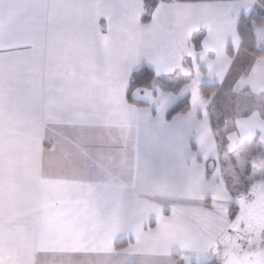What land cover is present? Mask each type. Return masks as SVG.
Wrapping results in <instances>:
<instances>
[{"label":"crops","instance_id":"1","mask_svg":"<svg viewBox=\"0 0 264 264\" xmlns=\"http://www.w3.org/2000/svg\"><path fill=\"white\" fill-rule=\"evenodd\" d=\"M257 4L164 0L143 24L142 0H0V264H124L133 237L146 263L214 258L229 207L240 200L233 202L217 161L264 154V104L249 99L247 111L240 103L231 111L212 102L241 48L237 19ZM153 18L166 20L177 42L149 53L136 36ZM142 66L155 78L127 100ZM202 84L217 86L206 101ZM189 94L201 108H221L222 155ZM183 99L188 111L167 118ZM76 109L102 112L115 125V143L90 141L69 119ZM118 149L127 153L123 174L114 166ZM161 154L184 173L186 191L156 186L152 160ZM201 155L213 163L207 173ZM101 185L113 189L106 201L93 195Z\"/></svg>","mask_w":264,"mask_h":264},{"label":"rangeland","instance_id":"2","mask_svg":"<svg viewBox=\"0 0 264 264\" xmlns=\"http://www.w3.org/2000/svg\"><path fill=\"white\" fill-rule=\"evenodd\" d=\"M252 10L264 18V5L261 2ZM254 26L258 48L264 51V23ZM196 37L198 39L200 35ZM234 54L236 66L231 68L212 102H219L225 109L231 105V111L240 103L238 110L247 111L248 100L251 99L255 106L260 107L264 104V57L252 56L240 47H234ZM252 91L260 92V96L252 97ZM219 133L221 129L217 128ZM258 154L263 152L237 164H230L228 159L217 161L233 202L240 199L235 218L229 221L226 232L216 246L213 259L217 264H264V161L258 158ZM238 233L242 234L241 238L237 236ZM143 264L150 263L143 261Z\"/></svg>","mask_w":264,"mask_h":264},{"label":"snow or ice","instance_id":"3","mask_svg":"<svg viewBox=\"0 0 264 264\" xmlns=\"http://www.w3.org/2000/svg\"><path fill=\"white\" fill-rule=\"evenodd\" d=\"M157 2L159 3V0H157ZM228 11L229 10H225L223 14L226 15ZM101 36L106 37V33L101 32ZM176 42L177 41L173 38L167 28V21L163 19L156 21L155 18H153V22L148 29L146 31L139 32L136 36V43L143 46V48L149 53L158 48L164 49L173 46ZM110 55L112 54L110 53ZM152 76L153 74L150 72L135 70V75L128 82L125 98L127 100H131L134 94L133 90L137 89L141 84H147L152 79ZM220 83L222 84V82ZM214 98L215 97H213V99ZM203 99L206 101L207 97H204ZM189 102L190 110L198 113V118L207 117L210 124L211 116L209 109L212 107L211 103H205L201 108L197 101L191 98V94H189ZM168 115H171V112H169ZM69 119L76 122V126L80 129L88 130V138L90 141L103 143L106 138L113 141V143L116 141L113 133L115 125L108 123L105 115L100 111H87L80 109L72 110L69 112ZM94 131L95 134H93ZM121 139H123V137H121ZM258 158L264 161V154H258ZM113 161L114 166L119 168L121 174H123L125 171L123 164L127 163V153L122 149H118L116 154L113 156ZM199 162H202L205 165V173H207L208 158L201 155ZM152 174L159 175L161 177L159 181L155 182L156 186H165L170 191L187 190L188 186L184 173L177 168L174 161L162 154L157 155L152 160ZM212 179H215V177L213 176ZM112 193L113 189H111L108 185H101L96 189L93 195L99 201H106ZM199 199L201 202L208 201L209 203H212L215 200V196L201 195ZM150 228L151 225H149V229ZM138 243L139 240L136 237H133V239L129 241L128 247L130 251L126 253L124 264H143V261L140 258V253L134 250L135 245Z\"/></svg>","mask_w":264,"mask_h":264},{"label":"trees","instance_id":"4","mask_svg":"<svg viewBox=\"0 0 264 264\" xmlns=\"http://www.w3.org/2000/svg\"><path fill=\"white\" fill-rule=\"evenodd\" d=\"M164 1V0H159ZM264 5V0H259ZM143 3V13L140 18V22L143 24H146L150 21V14L152 10L155 8L157 4V0H142ZM264 23V18H262L260 15H258L255 12H251L248 15H240L236 22V34L239 38V41L241 43V48L247 52L248 54L258 57L262 56L264 57V51L260 50L257 47L255 36L253 33V25H261ZM197 36V35H196ZM195 36V37H196ZM197 38V37H196ZM227 53L231 55L230 47H227ZM138 70L141 71H147L152 73L148 68L142 66ZM153 74V73H152ZM135 75V72L132 73L130 79ZM155 78L154 74L152 76V79L147 84H141L138 88H150L151 82ZM161 84H170L167 82L165 78H161L160 80ZM168 88H171V84L167 85ZM166 87V88H167ZM216 85H208V84H202L199 89L202 97H207V100L211 93L216 89ZM189 105L187 99H183L176 103L174 106H172L166 114L167 118H171L172 116L180 113H185L188 111ZM171 112V115H168V113ZM210 116H211V126L213 128L215 141L217 144V149L219 156L222 155V150L226 145V139L224 136V133L221 130V133L217 134V128L222 129L224 125V118L222 115L221 108L219 106H215L209 109ZM237 213V207L235 204H231L228 210V219L229 221H232L235 218V215ZM118 247V244H117ZM201 264H217L215 259L207 260Z\"/></svg>","mask_w":264,"mask_h":264},{"label":"water","instance_id":"5","mask_svg":"<svg viewBox=\"0 0 264 264\" xmlns=\"http://www.w3.org/2000/svg\"><path fill=\"white\" fill-rule=\"evenodd\" d=\"M212 166H213V163H212V162H209L208 165H207V168H208V169H211Z\"/></svg>","mask_w":264,"mask_h":264},{"label":"built area","instance_id":"6","mask_svg":"<svg viewBox=\"0 0 264 264\" xmlns=\"http://www.w3.org/2000/svg\"><path fill=\"white\" fill-rule=\"evenodd\" d=\"M237 236L241 238L242 237V234L241 233H238Z\"/></svg>","mask_w":264,"mask_h":264}]
</instances>
